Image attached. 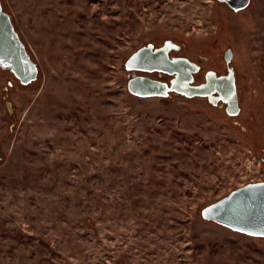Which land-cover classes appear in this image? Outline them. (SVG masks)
<instances>
[{
    "label": "rangeland",
    "instance_id": "rangeland-1",
    "mask_svg": "<svg viewBox=\"0 0 264 264\" xmlns=\"http://www.w3.org/2000/svg\"><path fill=\"white\" fill-rule=\"evenodd\" d=\"M1 1L39 73L0 65V264H264V237L202 216L264 181V0ZM164 41L233 72L239 114L131 93Z\"/></svg>",
    "mask_w": 264,
    "mask_h": 264
},
{
    "label": "water",
    "instance_id": "water-1",
    "mask_svg": "<svg viewBox=\"0 0 264 264\" xmlns=\"http://www.w3.org/2000/svg\"><path fill=\"white\" fill-rule=\"evenodd\" d=\"M226 1L232 8L239 10L247 8L251 0ZM134 57L138 58L134 59ZM141 60L146 69L150 68L147 66L153 61V58L149 51L146 50L134 53L126 62L127 68L130 70L137 69ZM0 61L3 62L0 65L12 71L23 84L35 80L39 73V67L32 59L31 54L27 52L25 43L20 39L15 25H13L11 15L3 10L1 0ZM128 88L131 93L139 97H152L154 95L167 97L170 94L169 91L173 90L192 98L211 96L213 91H219L222 95L221 98L229 104L227 112L231 115H237L240 112L238 91L236 90L233 72L229 76L222 78L210 75L206 84L196 87L186 85V88H182V90L173 89L174 85L173 87H167L158 80L139 76L138 78L133 77L130 79ZM217 99L211 96L210 102L216 103ZM202 216L206 220L217 222L234 231L255 237H264V235L260 234L264 232V181L250 183L237 188L227 196L204 207Z\"/></svg>",
    "mask_w": 264,
    "mask_h": 264
},
{
    "label": "flooded vegetation",
    "instance_id": "flooded-vegetation-1",
    "mask_svg": "<svg viewBox=\"0 0 264 264\" xmlns=\"http://www.w3.org/2000/svg\"><path fill=\"white\" fill-rule=\"evenodd\" d=\"M220 2L226 3V5L230 6L226 0H219ZM231 7V6H230ZM232 8V7H231ZM234 9V8H232ZM235 10V9H234ZM142 50L149 51L150 55L153 58V61L148 64L147 67L144 68L143 61H139V66L134 70L135 74L133 77L138 78L139 76H145L151 79L158 80L162 84H165L167 87H173V89L182 90V88H186V85L196 87L200 85H204L207 83L210 75H214L217 78L227 77V75H217L214 71H210L204 74L203 77L198 76L201 72V65L198 62H194L191 58H189L183 51L182 47L178 44L173 43L171 41H164L163 43H147L143 46L139 47L135 53H138ZM232 52L229 51L226 55L227 60H231ZM163 59V60H162ZM175 63V64H173ZM177 70H173V69ZM189 80V81H188ZM191 80V81H190ZM188 82V84H186ZM236 84V79H235ZM177 87V88H176ZM175 92L173 90H170ZM169 91V92H170ZM177 93V92H176ZM179 94V93H178ZM211 96L218 98L216 103L218 104L221 100L226 104V109L228 107L227 101L221 98V93L219 91H213ZM211 96H206L209 101ZM202 97V96H201Z\"/></svg>",
    "mask_w": 264,
    "mask_h": 264
},
{
    "label": "snow or ice",
    "instance_id": "snow-or-ice-1",
    "mask_svg": "<svg viewBox=\"0 0 264 264\" xmlns=\"http://www.w3.org/2000/svg\"><path fill=\"white\" fill-rule=\"evenodd\" d=\"M138 57H134V59H137ZM0 63H3L2 61H0ZM166 94V93H165ZM207 211H211V210H207ZM261 235H264V232L260 233Z\"/></svg>",
    "mask_w": 264,
    "mask_h": 264
}]
</instances>
